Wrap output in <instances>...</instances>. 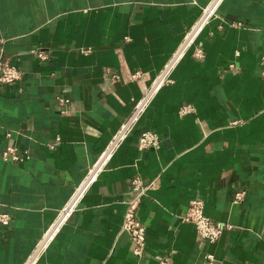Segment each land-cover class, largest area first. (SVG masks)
<instances>
[{
  "label": "crops",
  "instance_id": "1",
  "mask_svg": "<svg viewBox=\"0 0 264 264\" xmlns=\"http://www.w3.org/2000/svg\"><path fill=\"white\" fill-rule=\"evenodd\" d=\"M211 1L0 0V59L24 71L0 85V205L12 215L0 264L27 259ZM172 79L37 264H204L207 253L264 264V0H224ZM184 105L194 111L181 116ZM144 131L161 137L156 149H139ZM134 177L154 183L139 210L143 257L122 230ZM194 199L234 228L205 242L180 219Z\"/></svg>",
  "mask_w": 264,
  "mask_h": 264
},
{
  "label": "built area",
  "instance_id": "2",
  "mask_svg": "<svg viewBox=\"0 0 264 264\" xmlns=\"http://www.w3.org/2000/svg\"><path fill=\"white\" fill-rule=\"evenodd\" d=\"M224 0H212L203 10V13L197 23L188 31L183 43L177 51L171 56L163 70L152 81V83L144 91L141 98L136 102L131 114L120 127L119 131L113 137L107 149L101 155L100 159L91 167L87 176L80 183L73 193L70 201L59 213L55 223L46 231L35 249L21 264H37L41 259L49 241L52 239L58 229L71 217V215L79 208L85 195L93 183L97 180L99 174L105 169L112 154L117 150L121 143L131 134L135 126L150 106L160 89L173 83L172 74L176 66L193 46L196 37L203 27L217 14V10ZM33 53L41 60L49 59V53L45 49H36ZM195 55L198 59H204L205 54L201 49H197ZM231 70L236 69L234 64L229 66ZM144 73L138 71L132 75V80L142 79ZM24 77V71L11 64L9 61L0 59V85H14L21 81ZM194 108L192 105H184L181 107L179 114L185 116L192 113ZM161 143V137L153 131H144L139 138V149L141 151L156 149ZM13 156V160H19L15 155L14 148H8L5 156ZM154 187V183L147 184L140 177H134L130 181V198L126 201L127 209L124 216L122 230L127 233L132 243V252L143 257L146 254L147 245V227L139 218V210L141 208L143 198L147 192ZM245 192H237L233 202L240 203L245 199ZM11 213L8 212L3 205H0V227H7L11 223ZM183 222L192 223L196 226L200 237L207 243H215L226 232L234 228L233 225L222 222H215L205 214V203L201 199L192 200L185 211L180 215ZM157 264H173L170 254L157 257ZM204 264H220L215 256L211 253L205 255Z\"/></svg>",
  "mask_w": 264,
  "mask_h": 264
}]
</instances>
